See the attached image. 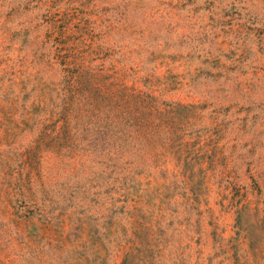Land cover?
I'll list each match as a JSON object with an SVG mask.
<instances>
[{
  "label": "rangeland",
  "instance_id": "374dc122",
  "mask_svg": "<svg viewBox=\"0 0 264 264\" xmlns=\"http://www.w3.org/2000/svg\"><path fill=\"white\" fill-rule=\"evenodd\" d=\"M0 264H264V0H0Z\"/></svg>",
  "mask_w": 264,
  "mask_h": 264
}]
</instances>
